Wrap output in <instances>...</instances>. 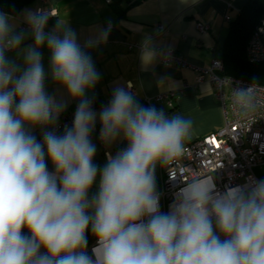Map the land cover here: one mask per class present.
Wrapping results in <instances>:
<instances>
[{
  "label": "clouds",
  "instance_id": "1",
  "mask_svg": "<svg viewBox=\"0 0 264 264\" xmlns=\"http://www.w3.org/2000/svg\"><path fill=\"white\" fill-rule=\"evenodd\" d=\"M51 15L25 16L34 43L21 49L26 34L0 12V264H264V180L219 192L212 175L190 173L170 211H160L155 168L184 154L190 119L168 118L117 88L100 112V138L110 144L122 135L127 147L98 169L96 113L85 93L99 74L73 30L58 22L45 32ZM45 44L53 81L79 104L72 127L43 131L40 142L26 129L54 127L65 108L45 90ZM234 93L243 100L253 86Z\"/></svg>",
  "mask_w": 264,
  "mask_h": 264
},
{
  "label": "crops",
  "instance_id": "2",
  "mask_svg": "<svg viewBox=\"0 0 264 264\" xmlns=\"http://www.w3.org/2000/svg\"><path fill=\"white\" fill-rule=\"evenodd\" d=\"M135 1L122 0L124 12L121 15L115 10L111 0H35L18 14H8L12 18L11 22L16 25L15 31L26 34L21 45L23 49L34 43L29 27L24 26L25 16L40 5L53 7L56 14L48 18L45 32H52L58 22L66 25L75 32L81 49L90 55L99 80L94 88L86 90L85 98L90 101L91 108L96 113L95 127L90 139L96 146L93 163L98 169L106 165L109 155L114 157L117 152L127 147L122 146V135L106 144L97 139L95 132L101 126L100 112L108 106L117 88L130 92L135 99H151L150 106L162 110L168 118L180 114L190 119L193 134L186 143L221 128L224 123L221 103L210 82H197L196 71L191 66L164 64L160 53L151 49H174L192 65L209 66L213 59H221L222 46L230 23L227 17L234 18L247 0ZM200 24L205 28L201 29ZM62 32L63 29L61 35ZM105 34L106 39H101ZM142 47L146 49L143 50ZM39 51L46 76L45 90L57 102L65 105L58 124L63 113L75 114L79 100L72 99L63 86L53 81L51 54L47 45L42 46ZM6 55L23 66L21 55L16 52H8ZM168 91L176 93L174 105L171 107L166 102L154 99L157 94ZM54 127L26 130L37 141L42 142L43 131H54ZM54 132L57 135L64 133ZM46 163L48 170L53 172V165L47 157ZM162 169V165H156L157 190ZM98 187L99 171L89 190V198L96 194ZM91 246L87 244L88 255L91 254Z\"/></svg>",
  "mask_w": 264,
  "mask_h": 264
},
{
  "label": "built area",
  "instance_id": "3",
  "mask_svg": "<svg viewBox=\"0 0 264 264\" xmlns=\"http://www.w3.org/2000/svg\"><path fill=\"white\" fill-rule=\"evenodd\" d=\"M110 1V0H109ZM40 10L54 16L56 9L38 6L32 13ZM49 16V17H51ZM229 20V17H227ZM25 27L29 25L25 22ZM201 29L205 26L200 24ZM145 50V47H142ZM161 55L166 65L191 66L196 71L197 82L207 80L213 86L216 98L221 103L224 123L221 128L202 135L185 144L184 154L172 164L163 166L157 192L160 196V211L168 213L176 201L179 190L191 178L190 173L212 175L216 191L223 192L227 187L252 186L260 181L254 168L264 165V85L226 75L221 59L215 58L207 67L195 66L174 49H151ZM247 57L251 61H264V16L255 27L248 46ZM253 86L251 97L243 100L234 91L247 90ZM175 91L157 94L154 99L174 105ZM150 103L149 98H145ZM74 122V114L63 113L54 131L64 132ZM101 126L95 129L100 138ZM97 241L91 246H96ZM95 257H93L94 259Z\"/></svg>",
  "mask_w": 264,
  "mask_h": 264
},
{
  "label": "trees",
  "instance_id": "4",
  "mask_svg": "<svg viewBox=\"0 0 264 264\" xmlns=\"http://www.w3.org/2000/svg\"><path fill=\"white\" fill-rule=\"evenodd\" d=\"M33 2L35 0H0V12L16 15ZM121 3L122 0H111V4L120 15L124 12ZM263 16L264 0H247L234 18L229 17L228 32L221 52L223 72L226 75L264 85V61H251L247 57L250 37ZM136 101L144 107H151L144 98ZM126 145L127 142L124 140L122 146ZM24 234L28 233L25 231ZM86 237L88 244L95 243L96 238L90 227Z\"/></svg>",
  "mask_w": 264,
  "mask_h": 264
},
{
  "label": "rangeland",
  "instance_id": "5",
  "mask_svg": "<svg viewBox=\"0 0 264 264\" xmlns=\"http://www.w3.org/2000/svg\"><path fill=\"white\" fill-rule=\"evenodd\" d=\"M254 172L260 180H264V165L255 168Z\"/></svg>",
  "mask_w": 264,
  "mask_h": 264
}]
</instances>
